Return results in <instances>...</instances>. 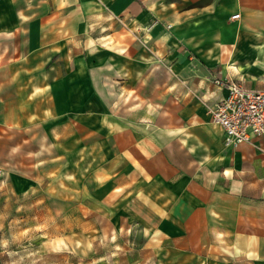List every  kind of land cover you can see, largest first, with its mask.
Wrapping results in <instances>:
<instances>
[{"label": "crops", "instance_id": "obj_1", "mask_svg": "<svg viewBox=\"0 0 264 264\" xmlns=\"http://www.w3.org/2000/svg\"><path fill=\"white\" fill-rule=\"evenodd\" d=\"M216 78L261 83L264 0H0V174L115 258L264 264V135L224 144Z\"/></svg>", "mask_w": 264, "mask_h": 264}, {"label": "rangeland", "instance_id": "obj_2", "mask_svg": "<svg viewBox=\"0 0 264 264\" xmlns=\"http://www.w3.org/2000/svg\"><path fill=\"white\" fill-rule=\"evenodd\" d=\"M48 205L41 194L20 193L0 174V264H133L111 255L120 240H81L69 227L64 231L63 219Z\"/></svg>", "mask_w": 264, "mask_h": 264}, {"label": "built area", "instance_id": "obj_3", "mask_svg": "<svg viewBox=\"0 0 264 264\" xmlns=\"http://www.w3.org/2000/svg\"><path fill=\"white\" fill-rule=\"evenodd\" d=\"M240 13L233 15L238 18ZM167 24V27H170ZM227 93L210 108L212 121L223 129L226 146L252 142L264 135V78L256 86H248L233 78H216Z\"/></svg>", "mask_w": 264, "mask_h": 264}]
</instances>
